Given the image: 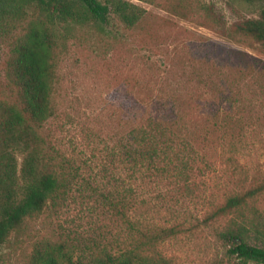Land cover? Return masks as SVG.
I'll list each match as a JSON object with an SVG mask.
<instances>
[{
    "label": "rangeland",
    "instance_id": "obj_1",
    "mask_svg": "<svg viewBox=\"0 0 264 264\" xmlns=\"http://www.w3.org/2000/svg\"><path fill=\"white\" fill-rule=\"evenodd\" d=\"M131 1L145 9L135 27L112 15L105 31L76 25L62 51L56 48L53 114L37 133L57 171L77 174L65 203L47 205L26 219L23 233L0 246V264H26L35 244L67 235L81 246L92 235L104 241L124 237L123 221L100 195L115 188L130 193L132 219L181 225L158 245L173 264H242L220 237L230 216L205 217L228 196L264 184V43L235 30L258 16L259 3ZM31 14L14 21V35L24 31ZM11 46V37L0 32V98ZM149 119L172 128L188 145L172 148L189 160L178 179L176 172L132 174L121 160L106 165L111 148ZM242 212L231 216L247 226L249 242L260 245L254 226H264V189L247 196Z\"/></svg>",
    "mask_w": 264,
    "mask_h": 264
},
{
    "label": "trees",
    "instance_id": "obj_2",
    "mask_svg": "<svg viewBox=\"0 0 264 264\" xmlns=\"http://www.w3.org/2000/svg\"><path fill=\"white\" fill-rule=\"evenodd\" d=\"M257 1L258 16L241 21L235 30L264 43V0ZM28 10H32L33 18L23 25V32L14 35V21ZM144 13L145 9L131 0H0V32H6L12 39L3 84L6 89L0 98V246L11 236L23 233L26 219L38 216L47 205L55 208L65 203L77 174V170L72 175L57 171L51 154L42 151V137L37 133L53 114L56 48L62 51L76 25L87 23L105 31L113 15L125 27L133 28ZM171 129L149 119L131 130L125 142L111 148L106 165L121 160L132 174L142 170L153 178L173 176L172 172H176L178 179L182 176L181 166L187 168L189 160L179 157V150L172 148L179 144L187 149L188 145ZM19 154L23 155L20 161ZM189 159L195 162L193 157ZM111 180L110 175L107 181ZM263 189L264 184L228 196L206 213L205 222L230 216L220 237L228 254L235 255L242 264L264 263V226H254L261 243L252 244L247 226L231 215L240 211L243 214L247 196ZM127 194L130 193L117 188L100 192L107 210L123 221L124 237L112 235L104 241L92 235L87 242L82 240L81 246L80 241H73L74 237L69 240L67 235L60 242L35 244L26 264H173L158 245L177 235L181 225H149L132 219L129 215L132 201Z\"/></svg>",
    "mask_w": 264,
    "mask_h": 264
}]
</instances>
